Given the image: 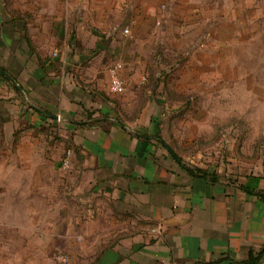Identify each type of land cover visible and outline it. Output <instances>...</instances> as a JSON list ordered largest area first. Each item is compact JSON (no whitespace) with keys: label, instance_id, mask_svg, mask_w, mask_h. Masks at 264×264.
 <instances>
[{"label":"crops","instance_id":"obj_1","mask_svg":"<svg viewBox=\"0 0 264 264\" xmlns=\"http://www.w3.org/2000/svg\"><path fill=\"white\" fill-rule=\"evenodd\" d=\"M17 5L0 3V112H15L26 131L18 144L29 153L17 157L32 164L15 168L28 178L16 191L46 203L62 251L94 264L264 260V178L192 177L197 167L171 151L157 117L130 116V52L116 63L125 91L110 92L126 40L102 38L50 3Z\"/></svg>","mask_w":264,"mask_h":264},{"label":"rangeland","instance_id":"obj_2","mask_svg":"<svg viewBox=\"0 0 264 264\" xmlns=\"http://www.w3.org/2000/svg\"><path fill=\"white\" fill-rule=\"evenodd\" d=\"M24 1L53 4L57 15L71 10L73 23L127 41L111 66L134 56L130 116L157 117L182 162L216 180L264 178V0ZM19 2L0 0L6 8ZM19 121L15 112H0V264H94L98 257L64 253L46 203L36 207L35 194L23 200L16 191L28 178L15 168L32 164L17 157L29 153L18 144L26 133Z\"/></svg>","mask_w":264,"mask_h":264},{"label":"built area","instance_id":"obj_3","mask_svg":"<svg viewBox=\"0 0 264 264\" xmlns=\"http://www.w3.org/2000/svg\"><path fill=\"white\" fill-rule=\"evenodd\" d=\"M127 34H128V30L127 29L123 30L122 35L126 36ZM119 68L120 66L118 64H115L109 70L110 71V92L113 94H121L125 91L124 82L122 81L118 73ZM70 155H71V151L66 150L65 157L62 162L63 167H67L68 162H69L68 158ZM61 260L66 261V258L62 256ZM215 264H264V260H259L254 263L228 261V262H218Z\"/></svg>","mask_w":264,"mask_h":264},{"label":"trees","instance_id":"obj_4","mask_svg":"<svg viewBox=\"0 0 264 264\" xmlns=\"http://www.w3.org/2000/svg\"><path fill=\"white\" fill-rule=\"evenodd\" d=\"M189 174L192 177H197V178H201V179H208L211 182L216 181V178L212 174L207 173L206 170H203L201 168H194L193 170L189 171Z\"/></svg>","mask_w":264,"mask_h":264},{"label":"water","instance_id":"obj_5","mask_svg":"<svg viewBox=\"0 0 264 264\" xmlns=\"http://www.w3.org/2000/svg\"><path fill=\"white\" fill-rule=\"evenodd\" d=\"M52 117H54V118H55V116H52Z\"/></svg>","mask_w":264,"mask_h":264}]
</instances>
